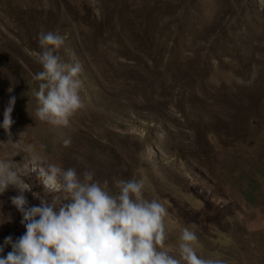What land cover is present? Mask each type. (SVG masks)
I'll list each match as a JSON object with an SVG mask.
<instances>
[{"label": "rangeland", "instance_id": "1", "mask_svg": "<svg viewBox=\"0 0 264 264\" xmlns=\"http://www.w3.org/2000/svg\"><path fill=\"white\" fill-rule=\"evenodd\" d=\"M48 31L65 40L55 54L82 66L84 107L66 127L35 118ZM13 97L0 160L21 169L29 206L58 195L34 157L90 170L113 194L136 179L167 209L171 254L187 227L201 257L264 264V0H0V125ZM17 194H0V245L25 232Z\"/></svg>", "mask_w": 264, "mask_h": 264}, {"label": "clouds", "instance_id": "2", "mask_svg": "<svg viewBox=\"0 0 264 264\" xmlns=\"http://www.w3.org/2000/svg\"><path fill=\"white\" fill-rule=\"evenodd\" d=\"M64 37L40 32L41 49L34 59L42 70L32 76L38 82L33 92L37 101L35 118L54 127H66L70 119L84 107L80 95L82 66L65 63L55 52L64 45ZM15 97L3 113L2 126L8 131L13 123L11 113ZM69 146L70 139L63 141ZM33 171L49 194V203L41 199L39 206H29L21 169L0 160V194L10 187L18 194L10 197L20 212L23 235L15 242L11 236L4 245H11L0 264H226L220 258H204L197 254L198 237L185 227L178 238V256L165 248L168 233L165 227L167 209L163 203L144 196V184L136 179L118 180L117 194L101 184L94 172L77 173L54 163L33 158ZM0 245V253L4 252Z\"/></svg>", "mask_w": 264, "mask_h": 264}, {"label": "bare ground", "instance_id": "3", "mask_svg": "<svg viewBox=\"0 0 264 264\" xmlns=\"http://www.w3.org/2000/svg\"><path fill=\"white\" fill-rule=\"evenodd\" d=\"M81 130V128L80 127H78V126H74L73 128H70V129H64L63 130V132H62V134H63V137L64 138H66V139H69V138H72L73 137V134L75 133V132H78V131H80ZM34 152H37V150H34ZM19 160H21V158H19V157H16V159L15 160H12V161H19ZM23 161H25V160H23ZM22 161V162H23ZM11 162V161H10ZM31 165V162H29L28 164H26L25 166H26V169H28V167ZM24 166V165H23Z\"/></svg>", "mask_w": 264, "mask_h": 264}]
</instances>
